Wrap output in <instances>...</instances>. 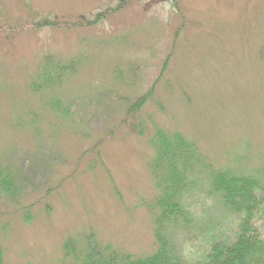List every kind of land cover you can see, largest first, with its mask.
Listing matches in <instances>:
<instances>
[{
	"label": "rangeland",
	"instance_id": "rangeland-1",
	"mask_svg": "<svg viewBox=\"0 0 264 264\" xmlns=\"http://www.w3.org/2000/svg\"><path fill=\"white\" fill-rule=\"evenodd\" d=\"M46 55L78 64L35 91ZM153 127L181 133L213 169L240 158L264 170V0H0V170L43 157L12 206L0 194V264H64L63 243L82 233L149 254ZM190 199L192 216L218 217V203Z\"/></svg>",
	"mask_w": 264,
	"mask_h": 264
},
{
	"label": "trees",
	"instance_id": "trees-1",
	"mask_svg": "<svg viewBox=\"0 0 264 264\" xmlns=\"http://www.w3.org/2000/svg\"><path fill=\"white\" fill-rule=\"evenodd\" d=\"M45 57L38 81L33 84L35 91L52 89L69 79L78 64L76 60L62 63L57 58ZM148 93L127 108L129 115L140 110V104L151 95ZM49 104L55 109L57 103ZM31 131L39 142L42 133L35 125H31ZM150 134L149 171L156 195L146 208L153 221L152 251L141 256L117 251L110 244L97 241L93 233H82L63 243L64 264H264V237L255 226L256 220H264V170L247 171L240 158L233 171L213 169L181 133L153 127ZM38 155L24 173L11 170L8 165L0 170V194L11 206L31 181L29 175L43 165V157ZM15 181L19 182L16 186ZM39 186H43V181L34 187V192ZM195 194L218 203V217L222 215L227 221L232 218V234L225 236L223 230L216 233L220 225L217 216H192L188 202ZM179 233L186 235L180 243ZM203 241H208L203 253L195 258ZM186 246H191V250Z\"/></svg>",
	"mask_w": 264,
	"mask_h": 264
}]
</instances>
